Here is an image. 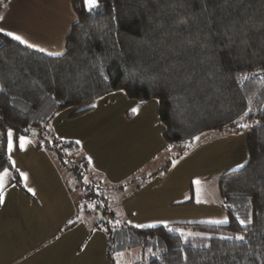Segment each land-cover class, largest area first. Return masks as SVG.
Returning a JSON list of instances; mask_svg holds the SVG:
<instances>
[{
  "label": "trees",
  "instance_id": "16d2710c",
  "mask_svg": "<svg viewBox=\"0 0 264 264\" xmlns=\"http://www.w3.org/2000/svg\"><path fill=\"white\" fill-rule=\"evenodd\" d=\"M73 5L77 19L62 54L0 32V172L12 168L9 130L42 136L58 112L115 90L131 99L158 100L163 136L176 151L163 170L204 132L247 130V163L219 179L228 223L129 225L142 239L143 252L127 259L130 264H264V0H98L91 11L84 0ZM44 147L73 171L77 187L88 188L82 167L65 161L69 150H78L77 142ZM95 207L110 242L122 229L107 220L104 207ZM108 256L116 264L109 248Z\"/></svg>",
  "mask_w": 264,
  "mask_h": 264
},
{
  "label": "crops",
  "instance_id": "0c3cea01",
  "mask_svg": "<svg viewBox=\"0 0 264 264\" xmlns=\"http://www.w3.org/2000/svg\"><path fill=\"white\" fill-rule=\"evenodd\" d=\"M0 17H3L0 19L2 33H16L30 44L37 45L36 49L43 48L45 53L59 55L65 51L66 36L77 14L73 0H6L0 7ZM139 102L141 108L146 109L149 101ZM128 112L130 116L125 119L123 133L120 129L110 131L96 124L92 132L85 131L89 132V138L85 136L82 144L77 143L90 177L122 194L118 202L105 206L108 213L112 209L113 216L109 217L136 228L183 222L182 218L195 219L198 216L194 210L201 200L196 192L187 195L181 185L186 179L183 178L186 169L179 164L185 154L173 158L169 168L163 170L167 159L176 152L163 136V123L155 118L152 121L145 118L140 119L141 124L137 126L138 123H132V120L138 114L132 109ZM207 136L202 137L201 145L214 135ZM126 137L128 141L124 144ZM117 139L122 146L125 145L122 151L120 148L117 155L105 153V144ZM169 148L171 156L167 157ZM41 154L54 159L49 164L56 171L55 158L58 156L51 151L34 150L28 159ZM130 157H137L141 162L137 159L129 162ZM158 160L161 163L156 166ZM30 167L20 172L7 168L9 175L3 188L4 202L0 203V264H114L107 255L105 230L94 227L98 208L87 206L81 209L80 202L75 203L64 186H61L64 201L58 202L56 184L51 183L50 177L44 178L47 174L42 169L34 168V164ZM16 175L18 180H15ZM219 200L222 202L221 196ZM142 252L143 249L132 248L125 254L139 257Z\"/></svg>",
  "mask_w": 264,
  "mask_h": 264
},
{
  "label": "rangeland",
  "instance_id": "374dc122",
  "mask_svg": "<svg viewBox=\"0 0 264 264\" xmlns=\"http://www.w3.org/2000/svg\"><path fill=\"white\" fill-rule=\"evenodd\" d=\"M139 101L142 100L129 98L124 90H115L95 99L91 103L65 108L52 118L48 125L47 132L42 136L39 134L24 135L23 137H26L29 143H27L23 149L19 146V138L21 136L16 135V133L11 130L13 148L9 151L7 136V152L12 168L20 172L27 167L31 168L30 165L34 164V168L38 167L42 169V172L47 174L44 178L50 177L51 183L57 186L58 202L64 201L61 193V186L67 187L68 190H66V192L72 197L75 203L80 202L79 205L81 209L87 206L95 208V204H100L105 208L108 204H114L116 201L118 202L122 194L113 191L114 188L113 190L111 188L109 190L108 186H103L98 181L92 179L87 167L84 166L83 168V158L79 155L77 149L69 150L65 161L67 165L77 164V166L82 167V169L79 168V170L83 175V183L85 186L87 185L88 188L77 187L73 171L64 169V166L60 164L56 156V152L48 150L44 145H46V142L51 144L55 143L58 147L62 148V144L70 139L73 141L77 140L82 144L84 142L83 138L85 136L89 138V132H92L93 126L96 124L103 125L110 131L120 129V133H123L125 130H121L126 127L125 119L130 116L128 110L131 109H137L135 114L138 115L132 120V123H138L137 126L141 124V122H139L140 119L146 118L148 121H152V119L155 118L160 121L158 100H148L149 102H147L146 109L141 108L138 104L140 103ZM86 108L91 109L84 110ZM80 110H84V112L76 114V112ZM87 129L89 132H85ZM117 135L118 134L115 136ZM207 135L214 136L211 137L209 141H206L205 145H201L202 141L200 140L202 137H208ZM1 136L2 132L0 130V137ZM198 137L199 140H194L192 143L193 146L185 153V156L182 158L183 160L179 164L180 167L186 169L183 176V178L186 179L181 183L184 189L187 190L186 194L192 195L193 192H196V194L200 196L199 199L201 201L196 205L198 208L194 210V213L198 217L195 219L182 218L181 220L183 222L212 223V221L227 218L229 221L230 214L219 200V179L224 173L241 168L247 163L249 157L247 149L248 131L244 130L243 132L235 133L229 130H214L204 132ZM112 138L113 136L111 135L110 139ZM123 140L124 144L128 141L127 137ZM40 145H42L40 148L42 152L51 151L57 157L55 158L57 159L58 165L56 171L53 165L49 164V162L51 163L54 160L50 155L41 154L40 156H33L31 159H28V155L31 152L40 150L38 148ZM124 146L125 145L122 146L117 139L114 142L109 141L103 148L105 153L117 155L120 148L122 151ZM170 150L169 148L166 152L167 157L171 156ZM131 159L132 157L127 160H129V162H135L134 160L137 159V162H141L137 157ZM13 161L15 162L14 166ZM160 163L161 162L158 160L156 166H159ZM138 176L141 177V175ZM197 180L200 181L199 185L195 183ZM204 191L207 192L203 193ZM124 198L128 197H123V199ZM216 198L217 200H215ZM109 212L110 213H107V220L116 228L122 230L120 235L114 232L110 242L109 238H107V255L109 248L112 253V259L116 264H130L128 263L130 260L127 259L130 255L125 254V252L132 248L143 249V246H141L143 245V241L139 236L134 235L132 231L128 230L127 226H129V223L119 222L116 218L109 217L113 216L111 208ZM186 213L192 214L190 211ZM94 218L97 219L94 227L103 228V225L100 223L101 213L98 212V216L94 215ZM91 227H93L92 224Z\"/></svg>",
  "mask_w": 264,
  "mask_h": 264
},
{
  "label": "snow or ice",
  "instance_id": "6c2138e0",
  "mask_svg": "<svg viewBox=\"0 0 264 264\" xmlns=\"http://www.w3.org/2000/svg\"><path fill=\"white\" fill-rule=\"evenodd\" d=\"M84 3L87 5L89 11H91L93 8L95 7H98V0H84ZM3 17H0V19H2ZM4 31L3 28H0V32ZM8 36L12 37L13 39L19 41L20 43L22 44H25L27 45L28 47H33V48H37L38 46L37 45H34V44H30L26 39H24L21 35H18L16 33H13V32H8L7 33ZM40 51H46L45 49L43 48H40L39 49ZM51 54H58V53H51ZM2 90V89H0ZM137 109H133V112H136ZM245 115H247V113H245ZM241 119H243V117H241ZM241 127H247V125H241ZM7 136H8V149L9 151H11V149L13 148V140H12V132L11 130L8 131L7 133ZM196 140H199V137H195ZM20 140V148L23 149L25 148L26 144L29 143V141L27 140L26 137H23L21 136L19 138ZM77 143H80L79 141H77ZM15 165V162L13 161V166ZM9 175V171L8 169H4L3 172H0V203H3L4 202V193H3V188H4V183H5V178L8 177ZM25 176V179H27V176L25 174H22ZM195 183L197 185L200 184V181L197 180L195 181ZM28 191L29 192H32L33 194L34 193V190L31 189V188H28ZM166 223V222H164ZM212 223H215V224H225V223H228V220L227 218L223 219V220H215V221H212ZM240 223L243 225L245 224V221L244 220H240ZM150 227L151 226H154V225H149ZM137 227H143V225H137ZM171 230V229H170ZM241 239L243 237H240Z\"/></svg>",
  "mask_w": 264,
  "mask_h": 264
},
{
  "label": "water",
  "instance_id": "95a60500",
  "mask_svg": "<svg viewBox=\"0 0 264 264\" xmlns=\"http://www.w3.org/2000/svg\"><path fill=\"white\" fill-rule=\"evenodd\" d=\"M36 132L35 131H32L31 134H35Z\"/></svg>",
  "mask_w": 264,
  "mask_h": 264
}]
</instances>
